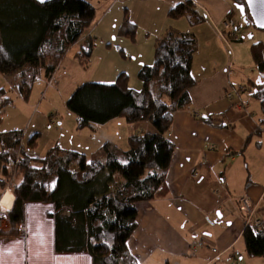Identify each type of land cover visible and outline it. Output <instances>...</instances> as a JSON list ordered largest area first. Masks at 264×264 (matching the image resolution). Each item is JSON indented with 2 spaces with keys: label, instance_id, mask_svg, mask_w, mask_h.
I'll return each instance as SVG.
<instances>
[{
  "label": "trees",
  "instance_id": "1",
  "mask_svg": "<svg viewBox=\"0 0 264 264\" xmlns=\"http://www.w3.org/2000/svg\"><path fill=\"white\" fill-rule=\"evenodd\" d=\"M231 1L235 6L246 4ZM96 14L87 0H0V75L13 77L27 100L36 82L53 79ZM169 17L187 18L193 27L205 22L192 1L175 6ZM120 32L135 41L136 27L128 19ZM197 46L195 36L169 30L155 42L154 63L138 73L141 91L131 89L129 76L121 73L112 85L91 82L74 92L67 108L77 117L79 129L94 131L117 119L152 125L154 134L132 135L127 149L107 143L88 158L56 146L39 158L33 154L38 134L29 139L28 152L21 149L23 131L0 134V207L9 212V229L0 230V241L8 243L23 235L27 207L36 204L53 210L47 217L54 225L56 254H84L92 264H138L128 248L138 229L137 206L169 195L167 179L175 147L166 135L176 113L190 109ZM93 51L90 35L74 56L84 71L91 66ZM252 52L258 73L252 82L253 96L264 109L263 43L255 44ZM10 102L3 99L0 107ZM31 166L34 173L29 172ZM13 178L14 194L10 190L4 194ZM242 239L251 258H264V227L246 225Z\"/></svg>",
  "mask_w": 264,
  "mask_h": 264
},
{
  "label": "crops",
  "instance_id": "2",
  "mask_svg": "<svg viewBox=\"0 0 264 264\" xmlns=\"http://www.w3.org/2000/svg\"><path fill=\"white\" fill-rule=\"evenodd\" d=\"M87 1L93 4L91 0ZM186 1L197 6L205 18L203 24L193 27L187 18L174 20L169 17L171 9ZM95 7L101 15L104 8ZM234 9L231 0H115L101 19V24L112 28L128 19L136 27L135 45L140 42L149 52L154 51L155 42L169 30L193 35L198 43L193 58L192 77L196 85L189 92L190 109L176 113L172 129L166 135L175 147L167 179L169 195L137 206L138 229L129 239L128 248L138 264H264V258H251L245 244L240 246L246 228V216L240 209L241 199H248L257 208L256 218L264 224V162L260 168L258 160H248L246 151L250 137L248 141L241 137L253 132L257 124L243 112L245 108L235 97L230 100L224 96L225 91L229 92L233 65H227L225 46L228 45L221 33L225 34L227 23L239 28V33L244 25L241 15L239 24L236 21V15L240 13H234ZM95 33L89 30L83 35L50 82L42 80L44 94L49 95L48 106L54 110L56 99L67 105L77 88L91 82L112 85L119 74L126 73L114 66H104L99 55H95V59L92 57L89 70L81 68L74 56ZM139 60L140 68L153 64L150 59ZM13 84L16 85L15 80ZM202 118H211L214 122H202ZM236 122L241 125V135L236 133ZM52 125L61 127V122L57 120ZM112 126L125 129L127 143L132 135L155 133L147 122L129 126L117 119L94 131L89 129V136L78 138L74 134L72 139H64L62 145L60 140L54 145L51 143L46 153L58 146L90 158L105 144L117 142L108 130ZM101 131L109 134L101 137ZM34 132L38 134V129ZM219 177L223 178L221 184ZM231 197L236 199L239 213L234 210ZM29 238L26 233L25 238L8 243L0 241V256L6 264L45 263L43 259L47 258L41 257L43 246L34 253ZM51 254L54 255L53 264H82L83 260H90L84 254L58 255L53 247Z\"/></svg>",
  "mask_w": 264,
  "mask_h": 264
},
{
  "label": "rangeland",
  "instance_id": "3",
  "mask_svg": "<svg viewBox=\"0 0 264 264\" xmlns=\"http://www.w3.org/2000/svg\"><path fill=\"white\" fill-rule=\"evenodd\" d=\"M44 1L49 0H43V2ZM91 1L95 6H99L101 9L104 8L101 15L99 11L97 12L95 21L89 29L91 33L96 32L93 36L94 59L96 58L95 55H99L104 60V66L110 65L116 67V69H120L121 72L126 71V74L129 76L130 88L136 91H141L143 89V82L138 78V73L141 69L140 64H138L140 61L139 59H150L154 63L155 50L149 52V50L143 45H140V42L139 45L136 46V42L131 40V38L121 35L120 29L122 22H120L116 28H112L105 23L101 24V19L105 13L107 14L109 12L115 0ZM114 12L115 11H112V13ZM111 16L113 15L111 14ZM236 16V21L239 24L241 21L240 14H237ZM103 39L104 41H102ZM229 40L230 46H225L227 65H233L231 67L232 73L229 91L233 89V86L237 89L242 87L246 89L244 93L240 94L239 97L235 96L234 99L239 101L240 106L245 108L243 112L247 113L251 120L255 122V125L257 124V127L254 126L253 128V132L242 134L243 131L241 125L236 122V133L239 135L242 134L241 137L244 138V141H248V138L250 137L251 142L247 146L246 156L249 161L258 160L261 168V164L264 162V109L261 106V103L252 97L254 92L252 82L258 80L252 47L258 43H263L264 45V31H261L254 26H245L240 29L237 39ZM96 48L98 49L96 50ZM148 56L150 57L148 58ZM236 56L239 57V60ZM13 80V77H4L0 75V101L3 102V99L11 100L7 106L0 107V134L13 131L14 129L23 131L24 140L21 149H29L27 143L33 134H36L34 132L35 129H38L37 141L39 144L35 150V154L41 158L44 157L51 143L54 145L56 141L60 140L62 145L64 139L70 140L73 138L74 134H76L78 138L80 136L83 137L90 135L89 129H79L77 117L67 108V105L63 104L59 99H56V110L48 106L49 95L47 97V95L44 94V81L39 80L33 85L30 96L26 100L20 95L17 86H13ZM250 81L251 83H249ZM226 95L227 91L224 92V96ZM54 120L60 121L61 127L52 125L53 122H55ZM121 120L124 124H127L125 120ZM108 130L111 132L110 134L115 137L117 141L115 144L117 146L122 149L128 148V143L125 141L126 139H124V128L112 126V129ZM101 132V137H105V133L109 134L105 131ZM34 169V166H31L29 172L34 173ZM218 180L221 184L223 178L220 179L219 177ZM14 181L15 178H13L10 184H13ZM4 193H6V190ZM232 197L231 200L233 202L232 205L235 208L234 210L239 213L235 202L236 199ZM52 211L51 207H45L42 205L33 204L28 207L25 228L23 235L20 237L25 238L26 233L30 235L29 241L30 245H32L35 250L34 253L39 251L40 247L42 248L43 246L44 254H42L41 257L47 258L46 260L43 259L45 262L44 264H53L52 262L54 258V255L51 254L52 247L54 250V225L53 221L47 217ZM3 229L8 230V225H4V227H2V230ZM240 246H244V243L242 242ZM81 263L92 264V260L91 258L90 260L85 259Z\"/></svg>",
  "mask_w": 264,
  "mask_h": 264
},
{
  "label": "built area",
  "instance_id": "4",
  "mask_svg": "<svg viewBox=\"0 0 264 264\" xmlns=\"http://www.w3.org/2000/svg\"><path fill=\"white\" fill-rule=\"evenodd\" d=\"M238 34H239V28L238 29L234 28V26H232V24H228L227 23L226 24V28H225V34L221 33V36L224 37L227 45H229V41H230L229 39H237L238 38ZM245 91H246V89L243 88V87L240 88V89L233 88L231 91H229L227 93L226 96H227L228 99L231 100L235 96L239 97L240 94L244 93ZM23 150L28 152L30 149H23ZM12 185L13 184H8L6 192L8 190H11ZM11 192H12V190H11ZM240 209L246 216L245 224L247 226H254L257 229H261V228L264 227L263 222L256 218L257 217V208L252 206L251 202L248 199L243 198V199L240 200ZM8 214H9V212L3 211L2 208L0 207V230L2 229V227H4V225H6V224L8 225ZM199 246L202 247L203 244L200 243ZM213 253H217V251L213 250ZM219 257L220 256L218 255L217 258H219Z\"/></svg>",
  "mask_w": 264,
  "mask_h": 264
},
{
  "label": "water",
  "instance_id": "5",
  "mask_svg": "<svg viewBox=\"0 0 264 264\" xmlns=\"http://www.w3.org/2000/svg\"><path fill=\"white\" fill-rule=\"evenodd\" d=\"M245 5H236V9L239 11L243 18L244 25L246 27L254 26L255 28L264 31V0H245ZM251 17V21L248 20V14Z\"/></svg>",
  "mask_w": 264,
  "mask_h": 264
},
{
  "label": "snow or ice",
  "instance_id": "6",
  "mask_svg": "<svg viewBox=\"0 0 264 264\" xmlns=\"http://www.w3.org/2000/svg\"><path fill=\"white\" fill-rule=\"evenodd\" d=\"M43 2V0H41ZM0 264H6V262L2 259V256H0Z\"/></svg>",
  "mask_w": 264,
  "mask_h": 264
}]
</instances>
